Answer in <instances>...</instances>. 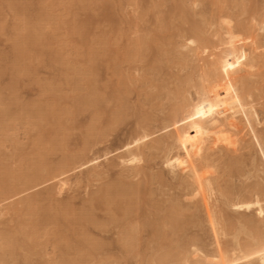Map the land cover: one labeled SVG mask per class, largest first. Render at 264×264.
Wrapping results in <instances>:
<instances>
[{
  "label": "rangeland",
  "instance_id": "rangeland-1",
  "mask_svg": "<svg viewBox=\"0 0 264 264\" xmlns=\"http://www.w3.org/2000/svg\"><path fill=\"white\" fill-rule=\"evenodd\" d=\"M11 1L12 0H0V30H2L0 31V58L4 56L3 58L0 59V66H1L0 67L1 70L0 97L4 96L0 98V101L6 100L5 101L6 104V102H8L9 99H17V100H15L16 102L14 101L15 103L9 106L11 110L5 104H3L4 102L3 103L1 102L0 105L2 109L8 108L9 111L6 119L3 118L4 120L1 122L3 125H0V127L7 126L5 127L7 130V134L5 135H8V137L6 138L4 135L0 134V155H2V157L0 158L2 159L1 160L2 163H4L3 165L8 167L9 172H12L14 175H17L18 173L21 174L22 172L21 169L24 167L23 168L24 170L25 167L27 166V165L23 166L22 164L23 161L24 162L26 161L25 164L31 163L35 158L38 159L39 150L40 152L43 150L47 152V148L51 149L54 140H57L56 142L61 141L60 144L61 147H63L61 148L63 151L55 150L56 152L52 151L53 153L47 152L49 154H46V156L49 159V163L52 164L60 162L59 160H62L66 155L68 156V154L70 153L75 154L78 151H81L82 150L81 148H83L84 145H86V141L88 138L87 136L91 129H93L94 132L97 133L98 135L100 133L102 134L110 133L109 141L106 144H104L102 148H105V150L112 151L113 149L117 150L121 148L126 144V142H129V140L131 141L134 138L133 136L136 135V132L137 131L139 132V125L141 123L140 122L141 119H143V122L146 120L148 121L151 120L150 122L154 121L156 122V125L160 123L158 124L160 126L158 128H161L162 125L164 124L163 120L165 119L166 115H168V113L170 112V109L172 108L173 104H175L177 101L175 99L176 89L180 87L181 82L184 81L187 76H190L189 74L191 73V71H193L192 69L196 67V65H198L197 61L195 59H191V57L190 59H188V63H187V61L186 62L182 61V58L180 59V57L177 55L176 51L178 50L183 52L184 54H189L190 52L189 49L184 47V44L186 45L185 42L187 40L185 39L186 38L185 34L182 32L183 30H185V28L186 30H188L190 29V27L187 23L182 22L183 20L179 15L177 16V18L174 17L172 20L169 19L170 18L169 12H171V10L169 11V9L172 6L173 3L172 0H18L19 3L15 2L17 0H14L15 4L17 5L15 10H13L14 8L12 9ZM222 1L226 2L225 4H223L225 5L224 7L227 9L226 10L224 8L225 13L233 17L235 21L237 20L246 21L244 20L246 18L250 19V15L247 14L244 16L241 14L238 8H237L239 10L238 12H236L237 11L236 8H232L234 5L233 2L235 0H222ZM238 1L244 2L245 4H249L248 0L245 1L238 0ZM182 2L186 4L185 6L189 7L190 11L193 10L191 11V15L193 18V19L191 18V20L195 22L200 21V23L205 22V27L207 26L206 29L209 28L207 29L209 35H211L214 38L213 32L216 29L218 30V28L217 27L215 28V26H211L212 25L211 14L216 10L219 4L217 0H188V1L183 0ZM260 2L262 3V0ZM20 3L26 5V8H23L25 6H20ZM226 4H228L229 7ZM228 8H230V10ZM26 10L28 11L24 13L26 14L28 13L27 17L26 15L20 14V12L23 13V11ZM38 13L42 14V16H40V14L38 15ZM165 14H168L169 16L168 15L166 16ZM43 15L45 16L43 17ZM162 15L166 16L168 22H166V18L160 22V19H162ZM233 15L236 16L234 17ZM28 17H30V20L28 19ZM24 18H26L25 19L26 21L24 20ZM32 20L33 21L36 20V22H34L35 24L34 29H27V30L35 32L34 34L35 36L37 33V35L40 36V38L43 41L39 43L40 47L38 46L37 47L38 49L37 48L34 49L36 51H34L33 48L31 47H29V49L27 47L28 49L26 51L27 54L24 56L26 60L24 59L20 62V64H22L20 66L23 67L24 69L18 66L19 69L17 67V70L15 69L16 72L14 73L15 70H12L11 67H13V62H14L13 59L14 46L17 40L16 34L19 35L22 31H24L22 33L25 35L27 31L21 29V26L23 28L24 25L23 23H29L31 25ZM163 22L169 23L170 26L169 24L168 25L165 24L166 25L165 26ZM36 23L37 24L40 23V24L37 25ZM180 23L183 26V28L181 25L180 27H178ZM17 24H19V26H17ZM163 26L165 27V29ZM168 26L170 28L166 30L167 29L166 27ZM17 30H19V32ZM38 33L40 34L42 33L43 35L42 34L40 35ZM263 35L264 34L261 33V36ZM182 36L185 38H183ZM263 37L261 38L262 39L261 43L264 42ZM213 38L212 40H214V42L216 41L218 42V39H213ZM140 39H142L141 42H138L140 41ZM144 39L146 40V42L147 40H151V41L150 42L148 41L145 44V42L143 41ZM137 42L140 43V45L138 44L139 47L140 46L142 47L140 48L138 47V49H136ZM151 44L152 46H150L151 48L150 49L149 46L147 45H151ZM263 45L264 43L261 46L256 45L257 48L260 49L258 50L261 52V55L258 50L257 52H255L256 50L254 51L256 54L262 57H264L263 56L264 48H262ZM256 46H254L253 44L252 48L255 49L254 47ZM146 47L147 49L148 48L149 49L148 50L145 49ZM145 50H146L145 53H139L141 51L144 52ZM32 51L34 52L32 53ZM135 52L136 54L134 55L133 53ZM137 53L139 54L138 56ZM31 54L32 57L30 56ZM191 64L194 66H192ZM28 66L30 67V69H28L29 68ZM157 67L160 69H158ZM6 68H8L9 71ZM20 69H22L23 72L22 70L19 71ZM29 70L32 72L29 73L30 72ZM13 73L14 74L17 73L15 77H13L14 76ZM129 76L132 78H130ZM93 78L95 79V83H94L96 89L95 91H93L92 87H90V80ZM87 79H89V84L87 83V85H85L86 82H88L86 81ZM11 83H13V86H15L14 88L11 85ZM86 86H88V88H86ZM10 89H12V91ZM187 89L189 90V92L190 90L191 92L195 90L192 87L191 88L189 87ZM191 92H190L191 94L190 96L192 97L193 95L192 98H194L195 96L197 97L195 91L193 93ZM258 92L256 91V94ZM257 95L261 96L260 92ZM89 98L90 99L92 98L91 100L95 98L98 99L99 103H101L99 104L100 107L98 105L95 109L87 107L89 109L88 110L86 108V105L90 100ZM99 98H102V100L101 99L99 100ZM263 98H264V94L261 96L262 100L261 99L260 100L257 99L259 101L255 100L257 103L259 102V104L256 103V105L258 106L256 107V109H258L259 119H260L259 122L261 123L256 121L254 125L257 129L256 132L258 131L257 134L261 133L259 137L262 138L261 143L264 145V108H263L264 99ZM80 100L81 103H84V104L80 103V105H82L84 109L81 108L82 106L80 105L78 106L79 102L77 101ZM84 101L85 102L87 101V103L85 104ZM260 103L261 104L263 103V106H260ZM50 105L51 107H49ZM75 106L76 109L79 110H75ZM33 108H35L36 110ZM52 108L55 111V113L54 111L51 110ZM63 109L65 111L64 113L62 112ZM68 110L71 112L69 113ZM36 112H38V114ZM41 113H42V118L40 117ZM27 114H29L30 117L27 116ZM49 114L51 117H48V121H47L43 117L45 116L47 117ZM14 115L17 117V120L16 117H14ZM24 115L27 116L28 118L27 117L25 118ZM122 115L124 117H121ZM21 116L24 117V120L23 117L21 118ZM35 117L41 118L39 120L42 121L40 125L42 128H35L32 126L31 123L33 121L36 122ZM59 118H61L62 121H60L61 119L59 120ZM42 119H44L45 122H43ZM49 119L51 122L49 121ZM56 119H58L57 122L55 121ZM59 121L60 122L65 121L64 125ZM52 128H54L55 130L54 129L52 130ZM158 130L159 129H156L154 131H158ZM244 132L245 133L242 136L241 133L243 134V132L234 133L228 131L227 132L228 134L224 133L223 135V137L225 136V134L227 135V137H224L227 140H225L224 142V138H223L221 145L220 143L219 145L218 144L216 145V153L218 151L219 158L225 157L227 152H229L231 155L233 154L235 155L233 156V158L235 157L234 158L235 160L237 155H238L237 159L241 158L242 161L244 160V162H242L241 160L238 159L239 161L242 162V164L244 163L243 166L241 164L239 173H232V175H230L229 177L226 176L224 179H222L223 188L227 187L230 190L232 189L249 190L254 188L257 184L264 185L263 155L261 154V150L258 144L252 139L251 134L248 133V131H244ZM47 134L49 135L51 134V135L49 136ZM161 135L162 133L156 134L154 139L160 137ZM8 140L10 141L8 142ZM62 143L64 144L62 145ZM263 145L262 147H264ZM243 149L244 150L246 149L247 151L246 150L244 151ZM103 152L104 151H102V153L100 152V154H103ZM151 154L152 155L154 154L153 159H152V155H150L151 157L150 156L148 157L150 159L146 158L145 161H143L139 166L140 168L141 167L144 168L143 172L146 173V176L145 174H140L138 175V177L127 176V174H129L130 172L132 174L133 171H129L128 169L122 167L111 168L110 165L113 164V161H110L111 164L107 162L109 168H106L107 166L106 164H105L106 166L104 167L106 170L107 169L109 170V171L107 170L108 173L106 172L103 178L101 177L97 180H91V182L89 180L87 181L86 179L87 171H81V173L76 172V174L74 173L70 174L68 176V178L71 179L69 183L70 188L68 187V189H65L66 191L65 190L62 191L63 193H60L61 191L59 189H54L55 188L53 187L55 186L54 182L41 184L39 187L36 186L37 188L34 187V185L31 187H25V186H22L23 188L18 187L19 190L18 188L16 190L18 193H21L20 196L9 200H6V198H4L2 200L3 203L2 201H0V209L8 210V214L0 218V234H1L0 238L6 239L7 236H9V238H12V236L9 234L12 233V235H14L15 229H18L19 225L23 223L21 219L22 220L24 219L25 222L26 221L28 222L29 216L28 213L26 214L27 202L29 200H32L31 198L33 199L37 197L40 198V195H42L43 193H44L43 195H45L49 190L52 191V188L55 190L54 193L56 192L54 196L50 197L51 199L49 198V199H45V201H41L40 203L38 202L35 205V207H37V210L38 209L43 210V208L48 210H53V209H60V207L67 205L72 212L70 218L71 217L73 218V215L75 214L81 213V211L83 212L85 210L86 211L89 210L88 207L90 205V199L92 198L95 192L99 191L100 189L108 185L119 184L120 183L119 181H122V183L123 182L130 183L132 185L133 184L139 186L142 185L141 187H146L147 184L148 192L146 198L147 201L150 200L148 201L147 205H143V211L142 212L140 211L141 214L139 212L138 213L139 215L138 214L133 215L131 217L126 218V220H123L122 219L123 217H120L118 215L117 219H120L122 223L126 224L130 220L131 225H136L137 223L143 221L145 219L144 216L146 215H148V217L146 216V219L148 218L150 220L151 219L153 220L155 217L156 219L158 218L161 219V217L163 218L167 214V210L165 211V209H168L167 207H170L169 205H171L172 202H179V200L183 204L190 205V203L185 201L184 189L179 187L176 184V181L172 180L170 174H167L168 170L164 167L162 160L163 153H161L160 151L159 152L153 151V153ZM228 157L225 158L227 159ZM104 168L102 167L101 170L102 169L104 170ZM158 174H161L160 177L163 178L162 180L163 182L150 180L152 178H155ZM166 175H168V178L171 177V179H167ZM175 185H177V187ZM24 188H26V190L23 191L22 189ZM178 193L181 195H179ZM178 196H180V198H178ZM43 197L46 198L45 196ZM14 205H16V207H14ZM152 205H154V207H152ZM156 205H159L158 206L159 208ZM155 206L158 209H156ZM14 208H16L15 210L16 212L15 211L11 212V210H9ZM154 208L156 210H154ZM24 209L26 211H22ZM93 212L94 215H96L95 216L96 221L103 226L101 228L97 226H90L88 230L86 228L85 233L88 234V238L91 239L92 241H96L103 244L105 251L102 249L99 255L88 258L85 261L83 260L79 262V264H137V262L138 264H147V263L161 264V256H162L161 254L166 253L165 252L166 250H168V252L172 250L174 253L173 255L175 257L180 253L179 250L177 251V249H179L180 245H182L181 238L179 239L178 237H174V242L172 243L171 241L169 249H167V247L160 248L161 246L154 247L155 243L154 241H152L153 236L152 233H150L151 230L147 228V229H143L141 233L142 235L140 234L142 239L140 241L142 244L140 251L141 250L142 251L141 252L139 251L140 253L137 254L136 256L126 257L124 253L122 254V249H120L121 247L120 237H122L121 234L122 229L120 228V226L122 224L118 226L117 224L115 225L109 223L110 222L109 219L112 217L111 216L112 214L106 207L105 208L101 207L99 209L93 210ZM186 212L188 213L189 211ZM191 212L192 211H190V214L188 213L189 214L188 216L191 215ZM54 229L55 228L51 226L40 228L39 229L40 234H37V236L39 235V237L38 238H36L37 236L35 237L36 238L35 242L39 244V245L37 244L36 247H34V251H35L34 253L37 254L31 255V258L29 260H24L20 258L18 259L17 264H53L54 262L56 263L57 261H59V252L57 246H55L56 245L55 240L60 238V236H59V232H57ZM237 229L239 230L240 227L231 230L230 235L221 237V240H223V237H225L224 239L228 238L227 240H225V242L228 243H224V244L229 245L230 248L236 245L237 238L238 240L240 239L239 241H244L246 240L245 238H247V234L238 233ZM209 231L210 230L206 228L205 230L199 231L198 233L201 236L202 234L204 236L206 235L204 239L206 240V244L209 243L204 247L205 253H207V251L209 253L215 250V245L214 243H212L214 241L213 234L211 231L210 232ZM75 233L77 235L72 234L71 236L75 240L72 241L73 239L71 238L72 239L71 241L73 242L71 243L73 245L76 243V241L80 240L83 235L81 228H77ZM235 234L237 237L235 236ZM78 235L81 237H79ZM241 236L243 240L241 239ZM194 237H195L194 235H190V238H194ZM35 242H32L34 246H35ZM222 242H224V240ZM85 250L86 249L84 250L81 249V252H84L81 253L80 248L79 249L72 248L70 251L69 258L75 259L77 258L78 254L80 253L85 254L87 251ZM159 250H161L159 252L161 254L158 253ZM189 250H192V248L187 247L186 251ZM10 251L11 249H8V252ZM172 251L170 253H172ZM159 260L160 262H157ZM4 261L10 262L11 259L6 258L4 259ZM166 262L168 263H164V264H179L174 260L173 261L166 260Z\"/></svg>",
  "mask_w": 264,
  "mask_h": 264
},
{
  "label": "bare ground",
  "instance_id": "bare-ground-1",
  "mask_svg": "<svg viewBox=\"0 0 264 264\" xmlns=\"http://www.w3.org/2000/svg\"><path fill=\"white\" fill-rule=\"evenodd\" d=\"M182 1L183 0H172L173 2L172 6L169 5L172 7V8L170 7L169 9V11L171 10V12H169L170 16L168 14H165V15L166 16L168 15L170 17L169 19L171 20L174 17L177 18V16L179 15L181 19L183 20L182 22H185L189 25L190 29L186 30V28L184 27L185 30L182 31L185 34L186 38L183 36L182 37L187 40L185 42L186 45L184 44V47L189 49L190 52L189 54H184L183 52L179 50L176 52H177V55L180 57V59L182 58V61L184 62L187 61L188 63V59H190L191 57V59H195L197 61L198 65H196V67L192 69L193 71H191V73L189 74L190 76H187L185 80L181 82L180 87L176 89L175 99L177 101L175 104H173L172 108L170 109V112L169 111H168L169 113L167 112L168 115H166V117L162 116V117H165V119L163 118L164 124L162 125V127L158 128L160 127L158 125L160 123H158L157 124L158 126H157L156 122L154 121L150 122L151 120L148 121L144 119L146 121L143 122V119H141L142 121L140 120L141 123L139 125V132L136 130L137 132H136V135L133 136L134 138L133 139L131 138L132 140L131 141L129 140V142H126L125 145L123 143L124 146H122L121 148L119 149L116 148L117 150L113 149L112 151L105 150V148H102V146L109 141L110 133L109 134L100 133L98 135L97 133L94 132L93 129H91L87 136L88 138L85 136L87 138L86 145H84V147L81 148L82 149L81 151H78L75 154L70 153L71 155L70 154H68V156L66 155L62 160H59L60 162L52 164V163H49V159L46 156V154H49L47 152H52L55 150L56 151L62 150L61 148H63L61 147V144H60L61 141L56 142L57 140H54L52 148L51 149L47 148V152L44 150L40 152L39 150L38 159L35 158L31 163H26V164H25L26 161L25 162L23 161L22 162L23 166H26V165L27 166L25 167L24 170H23L24 168L23 167L21 169L22 170L21 174L18 173L17 175H14L12 172H9L8 167L3 165L4 163H2L1 161L2 159L0 158V201H2L4 198H6V200H9V199H13L15 197L20 196L21 193H18L16 190L18 187H22V186L31 187L33 185L34 187L36 186L39 187L41 184L49 183V182H54L55 183V186H53L55 187L54 189H59L61 191L59 192L63 193L62 191H64L65 189H68V187L70 186L69 183L71 179L68 178L70 174L72 173L76 174V172L81 173V171H87L86 179L87 181L89 180L91 182V180H97L101 177L103 178V176L106 174L108 170V169L106 170L104 167L107 165V162L111 164L110 161H113L112 165L108 163L111 168L122 167V168L128 169L129 171H133L132 174L130 172L129 174H127V176H137L138 177V175L140 174H145L146 176V173L143 172L144 168L142 167L140 168L139 166L141 165L143 161H145L146 158L152 155L151 153H153V151H156V152L160 151L161 153H163V156H162L163 165L168 170L167 171L168 173L167 172L166 173L170 174L172 177V180L176 181V184L182 189H184L185 194L184 193L183 194H184L185 201L190 203V205L183 204L179 200V202H172L171 205H169L170 207H167L168 209H165V211L167 210V214L165 212L166 215L163 218L161 217V219L159 218L156 219L155 217L153 221L152 219L151 220L148 218L146 219V216L148 217V215H146L144 216L145 219L137 223L136 225H131L130 220L126 224L122 223L120 219H117L118 215L120 217H123L122 218L123 220H126V218L131 217L133 215H137L140 211L141 212L143 211V205H147L148 201L150 200L147 201V198H146V195L148 192L147 184H146V187H141L142 185L140 186L134 185V184L132 185L130 183H125V182L122 183V181H119L120 182L119 184L108 185L100 189L99 191L95 192L92 198L90 199L89 207L87 206L89 210L87 211L85 210L83 212L81 211V213L73 215V218L71 217L72 218L71 219L70 216L72 215V212L67 205L60 207V209H53V210H48L44 208L43 210L42 209L37 210V207H35V205L38 202L40 203L41 201H45V199H49L50 197L54 196L56 192L54 193L55 190L52 188V191L49 190L45 195H43L44 194L43 193L42 195H40V198L38 197L35 199L31 198L32 200H29L30 199L29 198L28 199L29 201L27 202V207H26L27 209L26 214L28 213V216H29L28 222L27 221L25 222L24 219H23L24 221L21 219L23 223L19 222L21 224L19 225V228L17 227L18 229H15L14 235H12V233L9 234L12 236V238H9V236H7L8 238L6 237V239L0 238V264H17L18 259L21 258L24 260H29L31 258V255L37 254V253H34L35 252L34 247H36V245L38 244L35 242L36 238L39 237V235L37 236V234H40L39 232L40 228L48 227V226L55 228L54 230L59 232V236H60V238L55 240V243H56L55 246H57L58 252H59V261L56 262L57 264H79V262L83 260L85 261L88 258L99 255L101 250L105 249L103 244L96 242V241H92L91 239L88 238V234H86L85 232H86V228L88 230L90 226H97L99 228L103 226V225H100L96 221V218H95L96 215H94V212H93V210L99 209L101 207H104V208L106 207L112 214L111 215L112 217L109 219L110 221L109 223L115 224V225L117 224L118 226L122 224L120 226V228L122 229V230L120 229L122 231L121 232L122 237H120V244H121L120 249H122V254L124 253L126 257L136 256L142 251V250L140 251V248L142 245L140 242L142 240L141 233L143 229L148 228L151 230L150 233H152V236H153L152 241H154V243L156 244V245L154 244V247L161 246L160 248L167 247V249H169L171 241L172 243L174 242V237H178L179 239L180 238L182 239V243H181L182 245H180V248L177 249V251L179 250L180 253L176 257L173 255L174 253L171 249L170 250L172 251V253H170L171 251L168 252V250L165 251L164 249L163 250L166 252L164 254L159 253L161 250L158 251V253L162 255L161 264L168 263L166 262V260H169V261L174 260L175 262L179 264H264V185L257 184L252 189L248 188L249 190H243V189L230 190L227 187L223 188L222 179H224L226 176L229 177L230 175H232V173H239L240 166L242 162H244V160L242 161L241 158H238L242 162L239 161L237 159L238 155L235 160L234 159L235 157L233 158V156H235L233 153H232L233 155H231L229 152H227V154H230V155H227V154L225 155V157L230 156L227 159L225 157L219 158L218 151L216 153V145L217 144L219 145V143L221 145L223 138L227 137L226 134L223 137L224 133H227L228 131L234 132V133L243 132V134L241 133V135L243 136L245 133L244 131H248V133L251 134L252 139L258 144L261 150V154L263 155V158H264V147H262L263 144L261 143L262 138L259 137L261 133L257 134L258 131L256 132L257 129L254 125L256 121L258 122L260 121L258 109H256V107L258 106L256 105L257 102L255 100L257 99L260 100L261 96L264 94V91H263L264 90V87H263L264 86L263 84L264 83V57L260 56L261 55V52L259 51L260 49L257 48V46L259 45L261 46L264 43V42L261 43V40H262L261 38L264 36V35L261 36V33L264 34V0H262V3L260 2L261 0L260 1L259 0H252V1L248 0L249 4H245L244 2H239L238 0H235L233 2L234 5L232 8H236V9L238 8L241 14L244 16L247 14L250 15V19L243 18L246 21H242V20L235 21L233 17H231L229 14H226L224 11L225 5L223 4H225L226 2L222 0H217L219 4L217 3L218 6L216 10L215 11L213 10L214 12L211 14L212 15L211 16V22H212L211 26H215V28L216 27L218 28V30L216 29L213 32L214 38L211 35H209L207 31V29L209 28L206 29L207 26L205 27V22L200 23V21L195 22L191 20L192 18L191 11L193 10L190 11L189 7L185 6L187 3L184 1L186 3L185 4ZM11 2H12V5H11L12 9L14 8L13 10H15V8L17 7L15 2H18V0L15 2L14 0H12ZM226 5L229 7L228 4ZM20 6H25L23 8H26V5H24L23 3H20ZM228 9L230 10V8ZM238 9L236 12L239 11ZM27 11L28 10L23 11V13L20 11L19 12L21 15H26L27 17L28 13L27 14L24 13ZM39 14L40 13H38V15ZM40 16H42V14H40ZM44 16L45 15H43V17ZM166 16L162 15V19H160V22L163 21L166 18ZM158 18H161V17H158ZM25 19L26 18H24V20ZM28 19L30 20V17H28ZM34 22H36V20L35 21L32 20L31 25L29 23H23L24 25H23V28L21 26V29L27 31L25 35L22 33L24 31H22L21 29L20 30L22 32L20 31L21 33L19 35L16 34L17 40L15 38L16 42L14 46V58H13L14 62H13V67H11L12 70H15V69L17 70V67L22 65L20 64V62L25 59L24 56L27 54L26 51L29 49V47L33 48L34 50L35 48L39 46V43L43 41L40 38V36L37 35V33L35 36L34 35L35 32L27 30V29H34V25H35ZM166 22H168L167 18H166ZM166 22L165 23L163 22L164 25L169 24ZM180 25L181 23L178 25V27H180ZM17 26H19V24H17ZM169 26L166 27L167 28L166 30L170 28ZM161 28H162V25H161ZM17 31L19 32V30ZM211 37L213 39H218V42L216 40L215 41L217 43L214 42V40H212ZM141 40L142 39H140V41L138 42H141ZM143 41L146 44L148 41L150 42L151 40H147L146 42V40L144 39ZM138 42H137L136 49H138L140 45V43ZM253 44L254 46L257 45L256 47H254L255 49L252 48ZM147 46H149L150 48L152 44L147 45ZM263 46L262 48H264ZM145 49H147V47ZM257 50L260 52V55L255 53L257 52ZM34 51H32V53ZM145 52L146 50L144 52L141 51L139 53H145ZM133 54L135 55L136 52ZM138 55L139 54L137 53V56ZM30 56L32 57V54ZM28 69H30V67ZM16 70L14 71V73L16 72ZM21 70L22 69H20L19 71ZM31 72L32 71H30L29 73ZM16 74H14L13 77H15ZM20 74H23V73H20ZM94 78L90 80V87H92L93 91L96 90L94 86V83H95ZM86 81L88 82H86L85 85H87V83L89 84V79H87ZM11 85L13 86V83H11ZM14 87L15 86H13V88ZM189 87L190 88L192 87L193 89H195L194 91L196 92V95H197V97L195 96L196 98L195 97L192 98L193 95L192 97L190 96L191 90L189 92V90L187 89ZM86 88H88V86H86ZM10 90L12 91V89ZM256 91L257 92L259 91L261 96L257 95L259 92L256 94ZM1 97H4V96H1ZM91 99L88 101V103L87 101L86 102L84 101L85 104L87 103L86 108L90 107V108L95 109L97 105L99 106V104H101L99 103L98 99L96 98L93 100ZM100 99L102 100V98H99V100ZM9 100L8 102H6V104H5L6 100L0 101V105H1V102L2 103L4 102L3 104H5L11 110L9 106L15 103L16 102L15 100L17 99H9ZM77 102H79L78 103V106H79L81 103V100ZM81 104H84V103H81ZM257 104H259V102ZM76 106H75V110H79V109H76ZM260 106H263V103L262 104L260 103ZM49 107H51V105ZM8 108L2 109L0 107V125H3L1 123L4 120L3 118L6 119L8 115V112H9ZM81 108L84 109L83 106ZM51 110L54 111L53 108ZM80 111H83V110H80ZM62 112L63 113L65 112L64 109L62 110ZM70 112L71 111H69V113ZM36 113L38 114V112ZM27 116H29V114H27ZM27 116H25V118ZM14 117L16 116L14 115ZM22 117L23 116H21V118ZM40 117L42 118V113ZM40 117L39 118L35 117L36 122L33 121L31 123L33 127L42 128L40 126L42 122L41 120H39L41 119ZM48 117H51L50 114L47 117L45 116L43 118L48 121ZM121 117H124V116L122 115ZM153 117H152V120H153ZM61 118H59V120ZM44 119H42L43 122H45ZM52 119H55V118H52ZM16 120H17V117H16ZM23 120H24V117H23ZM57 120L58 119H56L55 121L57 122ZM60 121H62V119ZM64 122L65 121L60 122V123L64 125ZM5 127L3 126L0 127V134L4 135L7 138L8 135H5L7 134V130ZM53 129L54 128H52V130ZM156 129H159V130L154 131ZM158 133H162V135L154 139L155 135ZM225 140L227 139L224 138V142ZM9 141L10 140H8V142ZM63 144L64 143H62V145ZM237 146H240V145H237ZM102 151H104L103 154H100V152L102 153ZM153 156L154 154L152 155V159H153ZM0 157H2V155H0ZM102 167L106 171H104L103 169L101 170ZM106 168H109L108 165L106 166ZM160 175L161 174H158L157 176L155 175L156 177L150 180H153V181L155 180L158 182L162 181L163 178L160 177ZM166 177L167 179H171V177L168 178V175H166ZM177 185L175 186L177 187ZM22 190L24 191L26 190V188ZM41 196L42 197L45 196L46 198L44 197L42 198ZM178 198H180V196H178ZM159 205H156V206L158 207ZM14 207H16V205H14ZM152 207H154V205H152ZM155 208L154 210L158 209L159 207L156 209ZM9 210H11L12 212V211H15L16 208L9 209ZM22 211H26V210L24 209ZM186 211H189L188 212L189 214H190V211H192L191 215L188 216L189 214ZM7 214H8V210L0 209V218ZM237 227H240L239 230L237 229L238 233L247 234V238H245L246 240L244 241H239L240 239L238 240L237 238L236 245L230 248L229 245L224 244V243H228V242H225V240H227L228 238L224 239L225 237H223L224 242H222L223 240H221V237L230 235L231 230L236 229ZM77 228L82 229L83 235L82 237L78 235L79 237H81V239L78 240L79 238L77 237L78 241H76V243L73 245L72 241H75V240L71 236L72 234L77 235L75 233ZM206 228H208L212 232L213 238H214V241L212 243H214L215 245V250L209 253L208 251L207 253L204 252V247L207 244H209V243L206 244V240L204 239L206 235L204 236L202 234L201 236L200 234H198L199 231H203ZM190 235H194L195 237L190 238ZM242 236H241V239H242ZM32 242H35V246ZM187 247L192 248V250L186 251ZM72 248H77V249L80 248V252H81V249L83 250L86 249L87 251L85 250L86 251L85 254H81L84 252H81L80 254H78L77 258L75 259H70L69 255H70V251ZM8 249H11V251L8 252ZM6 258L11 259L10 261L11 263L9 261L8 262L4 261V259ZM157 262H160V260Z\"/></svg>",
  "mask_w": 264,
  "mask_h": 264
}]
</instances>
